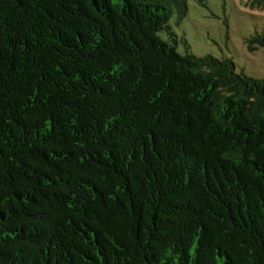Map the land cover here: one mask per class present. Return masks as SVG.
I'll return each instance as SVG.
<instances>
[{
	"label": "trees",
	"instance_id": "16d2710c",
	"mask_svg": "<svg viewBox=\"0 0 264 264\" xmlns=\"http://www.w3.org/2000/svg\"><path fill=\"white\" fill-rule=\"evenodd\" d=\"M188 10L0 0V264H264V79Z\"/></svg>",
	"mask_w": 264,
	"mask_h": 264
},
{
	"label": "rangeland",
	"instance_id": "374dc122",
	"mask_svg": "<svg viewBox=\"0 0 264 264\" xmlns=\"http://www.w3.org/2000/svg\"><path fill=\"white\" fill-rule=\"evenodd\" d=\"M188 14L169 24L182 54L228 58L238 73L264 79V46L250 48L249 40L264 33V9L252 8L248 0H188Z\"/></svg>",
	"mask_w": 264,
	"mask_h": 264
}]
</instances>
